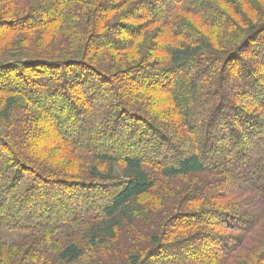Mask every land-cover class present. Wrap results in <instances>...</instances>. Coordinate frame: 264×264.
Returning a JSON list of instances; mask_svg holds the SVG:
<instances>
[{
  "label": "trees",
  "instance_id": "16d2710c",
  "mask_svg": "<svg viewBox=\"0 0 264 264\" xmlns=\"http://www.w3.org/2000/svg\"><path fill=\"white\" fill-rule=\"evenodd\" d=\"M134 225L126 264H264V0H0V264Z\"/></svg>",
  "mask_w": 264,
  "mask_h": 264
},
{
  "label": "rangeland",
  "instance_id": "374dc122",
  "mask_svg": "<svg viewBox=\"0 0 264 264\" xmlns=\"http://www.w3.org/2000/svg\"><path fill=\"white\" fill-rule=\"evenodd\" d=\"M98 167L103 172H106L107 170V165L98 164ZM115 177L117 178L116 179L117 182L118 181L121 182L125 178V172L122 166L120 165L115 166ZM93 182H97V181L94 180ZM165 182L166 181H162V183H165ZM86 200L87 199L83 201H86ZM93 200H96V199L93 198ZM95 202H98V200H96ZM94 205L96 204H93V208H94ZM144 210L146 211L147 207H144ZM138 226L140 227L141 223H138ZM137 230H138V227L136 225H134L133 228L122 227L117 232L115 243H113V241L109 243V240H108L106 243L102 245H99L98 243L97 245H93V246L87 243L86 238H83V236H85V233H84L83 236L81 235L82 237L78 239V244L83 249L84 256L79 261L71 263V264H126L124 257L126 256L125 254L128 253V251L133 250L135 248L136 242L133 241V235ZM100 237L96 239V242H99ZM105 237L109 239L110 238L109 233H106ZM23 238H24V233L21 231L0 230V242L2 241V243L6 245L12 244V243L18 244L22 241ZM193 247H194L193 248L194 250L200 248L199 246H196V247L193 246ZM30 258H34V256L30 255ZM153 263H154L153 261L150 262V264H153Z\"/></svg>",
  "mask_w": 264,
  "mask_h": 264
}]
</instances>
